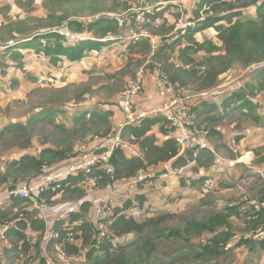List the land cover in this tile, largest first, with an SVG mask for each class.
I'll return each mask as SVG.
<instances>
[{
    "label": "trees",
    "instance_id": "obj_1",
    "mask_svg": "<svg viewBox=\"0 0 264 264\" xmlns=\"http://www.w3.org/2000/svg\"><path fill=\"white\" fill-rule=\"evenodd\" d=\"M34 1L27 0L30 5ZM81 2L84 3L85 0H43L48 15L38 17V20L46 23H39L35 27L29 24L31 17L21 15L16 18L12 16L7 22L0 23V30L8 35L7 39L6 36H0V42H3L0 46L4 47L3 54L7 55L5 60L0 59L1 70H27V56L31 52L39 59L49 58L53 65L82 64L91 51L97 55L103 48H108L117 41L124 45L123 50L129 61L134 58H138L140 62L148 61L145 66L147 69L152 72L160 69L179 91L189 87L195 89L197 94L192 95L189 102L198 118L199 127L205 122L209 125L220 123L226 117L240 112L244 115L253 113L255 124L264 129V0H199L195 3L194 17H187V21L194 23L187 24L176 32L180 13H175V16L165 14L176 7L175 0H142L141 5H138L139 10L132 9V0H111L112 6L103 8H94L93 2L90 6L96 12L94 15L78 14L81 11L76 5ZM23 5L24 0L0 1V14L7 17L14 6ZM252 7L255 8V16L248 14ZM69 10L74 11L70 14ZM119 10L128 11L127 17H121ZM63 20L67 22L64 25L66 28L87 32L88 39L73 44L66 43L67 37L55 28L63 25ZM128 21L136 28L135 32L139 35L137 38L122 36L121 31ZM145 31L147 34L141 35ZM207 31H211L214 36L199 37ZM154 41L157 43L156 47ZM237 66L256 68L250 73L249 80L243 79L237 87L240 88L238 91H231L220 102L205 96L218 89L222 76ZM139 104L141 107L150 106L140 101ZM54 108L34 114L26 122H8L1 128L0 139L9 137L6 149L17 151L3 161L4 166H0V189L38 180L46 173L45 167L60 169L77 163V141L99 134L101 131L96 125L99 123L104 127L102 121L104 118L110 120L112 114L109 112L106 115V111L92 106L75 111L71 126L53 121L54 132L46 135L39 147H33V128L39 122L52 121L48 119L54 113ZM119 111L121 121L123 114L120 109ZM208 130V138L220 132L217 126ZM177 134L176 128L165 117L147 116L139 123L125 126L123 137L128 138L134 151L127 154L125 141L122 146L117 147L109 162L111 171L95 163L91 165L89 172L79 169L55 181L56 188L43 192L38 202L44 200L51 203L59 193L67 198L80 200L86 194V180L89 178L100 186H126L129 191L134 190V193L118 200L111 215L113 240L105 242L99 249L91 247L95 242L96 227L91 218L90 200H80L81 208L78 211L49 216L48 224L59 233V237L53 238L50 244L63 241L69 233H73L76 242L67 243V251L71 255L79 254L84 245H88L91 249L87 252V264H131L128 259L129 251L125 255V250L130 247H134L132 251L137 252L136 264L147 261L157 249L154 240L165 237L167 228L161 226L162 223L176 216L172 211H155L149 203L152 192L157 187L164 186L171 178L178 179L182 187L200 190L208 176L198 174L207 170L215 159V151L211 148L181 151L176 140ZM62 135L66 137L63 138ZM242 136H236L235 142ZM218 146L226 145L219 143ZM32 147L34 150L30 152ZM236 155L240 156L242 152ZM232 156L236 158L235 155ZM165 163L168 164L166 169H158L154 176L144 181H135L140 169L150 172ZM176 167L178 173L161 178V174ZM258 180L264 183V180ZM177 194L179 197L184 196L182 192H176L173 198ZM253 198L264 200V189L260 197L251 196L249 192L242 193L237 201L211 214L206 220L194 217L188 219L183 229H172V237H185L183 240L187 239L189 244L196 243L197 249L216 261L232 248L228 244L237 232L233 228L236 220L238 225L235 227L241 225L244 227L241 229H252L257 231V235L260 234L259 231L264 233V229L259 230L264 227V208L253 210ZM32 202L27 198L11 199L0 212L5 222L12 223L8 235L13 236V246L3 247V256H10L15 251L17 256L20 252H27L28 244L21 242L25 237L24 232L45 229L46 220L38 217L35 211L26 209ZM206 204L213 203L210 200ZM193 238H197L198 243ZM258 238L263 239L257 241L240 236L236 246L253 244L257 249L264 250V235H259ZM37 247L39 246L35 248ZM141 251L145 252V259L141 258ZM39 258L40 264H45L44 256ZM185 258H191V255L179 254L172 263Z\"/></svg>",
    "mask_w": 264,
    "mask_h": 264
},
{
    "label": "rangeland",
    "instance_id": "obj_2",
    "mask_svg": "<svg viewBox=\"0 0 264 264\" xmlns=\"http://www.w3.org/2000/svg\"><path fill=\"white\" fill-rule=\"evenodd\" d=\"M7 1L12 2V0ZM198 1L199 0H175L174 3L176 7H174L171 12H165V14H168L169 16H171V14L175 16L177 13H180V19L176 22L177 29H175V32L183 28L187 22H191L187 21V17H194V9L196 7L195 3ZM93 2L94 8L112 6L111 0H85L84 3L81 2L76 5V7L81 11L78 14L94 15L96 12H94L90 6ZM141 2L142 0H132L134 7L132 9L139 10L138 5H141ZM73 11L74 10H69V13L71 14ZM119 11L121 12V17H127L128 11ZM248 14L255 16V8L252 7L248 10ZM20 15L22 17H31V19H29V24L31 27H35L39 23H46V21H39L38 17H46L48 15V10L43 6V0H35L33 5H30L27 0H24V5L22 7L14 6V8L8 12L7 17L0 14V23L4 21L7 22L12 16L16 18ZM172 19H174V17ZM62 22L63 25L55 26V28H58L62 34L66 31L71 32L70 36L63 34L68 39L66 43L73 44L77 41L88 39L87 36H89V34L87 32L77 31L76 28L68 29L66 28L67 26H64L67 22L65 20ZM171 22L173 23L174 21ZM191 23L193 24L194 22ZM130 25L132 24H130L129 21L127 25H124L125 28L121 31L122 36L133 38L134 35H138L137 32H135L136 28L133 27L134 25L128 27ZM17 27L21 28V26ZM4 32L5 31L0 30V36H6L5 39H7L8 35ZM205 35L207 37L214 36L211 31H207L199 37H205ZM120 44L121 43L115 41L108 48H103L97 55L91 51L82 64L70 65L68 63H59L58 65H53L50 63L51 61L49 58L39 59L33 54V52H31V54L27 56L29 61L27 64V70L10 69L8 72H4L0 68V131L4 124L8 122H26L28 118L34 114H41L44 110L55 107L54 113L51 115V118L48 119L52 121L39 122L36 128H33L32 130L34 142L33 147H39L40 141L46 135H51L54 132L52 125L53 121L67 123L71 126L75 111L92 106L98 110L106 111L104 112L106 115L109 112L112 113L110 120L107 121V119L104 118V121H102L104 127L99 123L96 125V128H100L101 131L98 135L103 136L104 132L110 131L111 128L116 125L121 116L117 106L120 91L129 85L132 79L138 75V71L141 68H144V74L146 75V78H148L146 80L147 82L144 83V96L140 97V102L147 105L157 104L158 100L156 98L158 97L153 95V87L151 89L149 88L150 82L148 81L151 80L150 78L154 80L155 74L145 67L148 64V61L140 62L138 58H134L132 61H129V58L123 50L125 49L124 45ZM154 44L157 45L155 41ZM3 48L4 47L0 46V59L5 60L7 55L3 54ZM255 68L256 66L248 69L242 66L235 67L222 76L220 83L217 86L218 89L205 94V96L210 97L211 100L217 99V102L221 101V99L227 96L231 91H238L237 89L240 88L237 87H239L243 79L247 78V80H249L251 78L250 73ZM153 85L155 84L153 83ZM175 87L177 89L176 85ZM177 93L186 97L187 100H190L192 95L197 94L193 87L185 88L181 91L177 89ZM252 114L253 113L244 115L240 114V112H236L234 115L226 117L220 123L209 125L205 122L203 125L206 127L208 124L209 128L219 126L222 129H227L226 127L229 126L230 128H236L234 131H240L238 130L239 128L247 131V127L252 128L257 126V124H255V120L252 119ZM59 133L62 132L59 131ZM62 137L64 138L66 136L62 135ZM8 139L9 137L7 136L0 139V166H2L3 161L6 158L17 151V149H6L9 144ZM124 141L125 149H127L129 154L132 153L133 147L128 141V138L125 137ZM207 141L210 144L211 149L216 153L213 164H211L207 170H203L207 174L208 179L203 183V186H200V190L195 191L188 189L185 191V195L183 194V197H179V194H177V196L173 198L176 192H178L176 190L179 186V182L175 178H171L168 180V183H165L164 186L161 185V188L154 191L152 194L150 200L152 202V208L155 209V211H172L176 213V216L174 219L162 223L161 226L167 228L165 230V237L154 240L157 248L156 251L147 261H144L141 264H155L158 262H165L169 264H217L218 262L219 264H264L262 263L264 261L263 253L257 254L255 257H251L248 253L238 252L236 248H233L231 252L222 254L216 260L218 262L214 260L212 261L203 253V251L197 249L195 246L197 245L196 243L191 242L189 244L186 242L187 239L183 240L185 237H172V229H183L186 221H189L188 219L192 217L197 218L198 220H206L216 211L223 210L224 208L221 207L229 204L231 200H235V198L239 197L242 193H245V188H250V183L245 180H241L233 187L234 190L239 193L238 195L237 193H231L226 198L225 193H221V188H224L222 185L227 182V179L225 175L219 176V174L225 171V167L219 166L216 168L215 163L216 160H219L218 157H222L224 159L229 158L231 152L225 146L220 148L217 144L221 141H227L224 137H209ZM33 147L30 149V152L34 150ZM234 148L237 149L238 145L235 144ZM263 148L264 146L262 143L260 141H256L254 147L255 151L252 150L254 154L252 152H248V154H246V157H248L245 159L251 160L254 155L251 162L258 163L261 158L260 153ZM61 164H63V162ZM187 168L191 169V166H188ZM250 176H252V173ZM221 177H223L222 182L220 181ZM214 184H217L218 187ZM259 185L262 187V183ZM91 199H93L92 195L85 194L80 200L88 201ZM80 200L67 198L63 193H59L57 196L53 197V201L51 203H46L42 200L41 208L43 210H48L50 213L59 211L61 213V210H63V213L78 211L81 208L79 203ZM209 200H214L212 205L206 204ZM39 203L40 202H35L32 205L39 206ZM27 207H29V205ZM235 226L236 224H233V228L239 231L242 235L244 232L241 228ZM7 239L9 240V237ZM8 240L0 239V246H6ZM192 240L196 242L199 241L197 238H193ZM133 248L134 247L127 248L125 250V255L129 251L128 259L130 260V263L136 264L137 252H133ZM255 251L259 250L255 249ZM2 252L3 249H0V264H15L13 262L17 259V254L14 261H10L8 260L6 254L5 256L2 255ZM182 253H188V255H191V258H185L183 261L172 263V260L177 257V255ZM140 254L141 258L145 259V252L141 251ZM197 254L200 256L197 257Z\"/></svg>",
    "mask_w": 264,
    "mask_h": 264
},
{
    "label": "built area",
    "instance_id": "obj_3",
    "mask_svg": "<svg viewBox=\"0 0 264 264\" xmlns=\"http://www.w3.org/2000/svg\"><path fill=\"white\" fill-rule=\"evenodd\" d=\"M187 24L192 23L187 22L184 26ZM70 33V31L63 32L67 36H70ZM143 34H147V32L145 31L141 35ZM138 36L134 35L133 38ZM144 73V68H141L138 71V75L118 95V107L123 114L121 121H118L103 136L96 134L77 141L76 150L78 152L77 159H79L77 163H72L70 166L60 169L45 167L46 173L38 180L0 189V212L11 199L27 198L38 202V198L43 192L56 188L55 181L61 180L79 169H85L86 172H89L92 164H100L101 168L111 171L112 167L109 162L115 149L123 145V130L125 126L139 123L142 118L147 116L165 117L176 128V133H178L176 140L181 151L211 148L207 141L208 128L203 124L201 128L198 126V118L193 113L189 100L177 93L175 84L160 69L155 71L153 80L155 84L153 85V95L158 97L156 98L158 103L149 107L140 106V97L144 96L145 91ZM176 173H178L177 167L164 172L160 176L161 178H167ZM154 175L155 172L140 169L136 174L135 181H144ZM257 176L264 180V169H258ZM94 181L92 178L86 180V194L93 196V199L90 200V211L96 227L95 242L91 247L99 249L105 242L113 240L111 215L118 202V193L115 189L114 192L103 194V187ZM251 203L255 211L264 208V200L262 198H253ZM45 220L46 227L44 230L33 229L26 231L25 237L21 242H26L32 247L39 246L45 258V264H70L73 256L68 253L66 246L67 243L76 242L75 236L73 233H69L65 240L50 244L53 238L59 237V233L48 224L46 218ZM11 227L12 223L5 222L0 215V239L8 240V231ZM0 249L3 248L0 246ZM17 261L23 264H32L34 258L30 253L23 251L18 254Z\"/></svg>",
    "mask_w": 264,
    "mask_h": 264
},
{
    "label": "crops",
    "instance_id": "obj_4",
    "mask_svg": "<svg viewBox=\"0 0 264 264\" xmlns=\"http://www.w3.org/2000/svg\"><path fill=\"white\" fill-rule=\"evenodd\" d=\"M153 73H155V72H153ZM147 78H146V75H145V83L147 82L146 81ZM150 79L151 80L148 81V82H150L149 88L151 89L153 87V80H152V78H150ZM214 100L217 101V99H214ZM221 111H223V109H221ZM217 127L220 129L219 130L220 132L215 133V135H213V136L211 135V137L220 136L222 138L224 137L225 139H227V141H221L219 143H224L226 145L225 147L227 149H229L230 152H231L230 157L227 158V159H224L222 157H218L217 156L219 158V160H217V162L215 163V167L216 168H218L219 166H224L225 167L224 168L225 171L219 174V176H224L225 175L226 179H227V182L223 183L224 185H222L224 188H221V190H220L221 193H225L226 198L231 193H234V194L237 193V195H238L239 193L236 190H234L233 187L236 185L237 182H239L241 180L242 181L245 180L248 183H250V185H251V186L249 185V187H250L249 189L245 188V192H249V194H251L253 196L260 197L261 196V191H262V189H264V183H262V187H260L259 184H261V182L258 180L259 177L257 176V170L258 169H264V148H263L262 152L260 153V157L263 160H261V158H260L258 163L251 162V160L254 158V155H253L251 160H246L245 158L248 157V156L246 157V154H248V152H252L253 153L252 150H254L256 141L257 142L260 141L262 143V145L264 146V129H262L259 126H256V127H252V128L251 127L250 128L247 127V129H246L247 131L241 130V128L238 129L240 131H234L236 129L234 127L230 128L229 126H227L226 127L227 129H222L219 126H217ZM241 134L243 136L240 138V140H237V142H235V138L237 139L236 136L241 135ZM219 143H217V144H219ZM235 144L238 145L237 149L234 148ZM221 147L222 146H220V148ZM231 149H233V152L231 151ZM133 151H134V147H133ZM133 151H132V153H133ZM126 152H127V154H129L127 149H126ZM240 152H242V155L237 156L236 154H238ZM232 155H235L236 158H232L233 157ZM69 161H71V160H69ZM2 166H4V164H2ZM167 167H168V164L165 163V164L159 165V166L151 169L150 172H155V171H158V169H162V168L166 169ZM251 173H252V176H250ZM202 175H207V174L202 170L198 174V176H202ZM222 179H223V177H221V179H220L221 182H222ZM176 180L179 182L178 179H176ZM214 185L218 187L217 184H214ZM160 188L161 187H157L156 189H154V191H157ZM185 188L186 187H182L180 182H179V186L177 187L176 191L182 192V194L185 195V191L188 190L187 188L186 189ZM115 189H116V192L118 193V195H117L118 200L120 198L127 197L129 194L132 195L134 193V190L129 191L126 186L112 188L109 185L105 186L103 188L102 192H103V194L104 193H111V192H114ZM191 190L197 191L199 189H191ZM154 191L152 192V194L154 193ZM152 194H151V196H152ZM151 196H150V199H151ZM239 197L235 198V200H231L230 203H232L234 201H237ZM211 201H212V203L214 202V200H211ZM35 202L36 201H33V203H35ZM40 203H42V202H40ZM149 203H150V206L152 207L151 200H149ZM32 204L30 203L29 207H27L26 209H28L30 211H35L38 217H40L41 219H45L46 218L48 221L50 219L49 216H58L60 214L66 213V212L63 213L62 212L63 210H61V213H60V211L59 212H55V213H50V212H48V210H43L41 208V204L39 206L32 205ZM225 206H223L221 208H224ZM233 224L238 225L237 220ZM238 227L242 228L243 226L239 225ZM263 229H264V227H262L259 230H263ZM241 230L244 232L242 235L240 234L239 231H237V230H236L237 232L235 231L236 234H235L234 238H232V240L228 244V245L232 246V248L229 251H227V252H231L233 250V248H236V250H238V252L248 253V255L251 256V257H255L257 254H262V253L264 254V250H259L258 249L260 252L259 251H255V249H257V247L255 245H253V244H251L249 246H247L245 244H243L241 246H238V247L236 246L237 241H238L240 236L245 237V238L251 237V238L256 239L257 241H258V239H263V238H258L259 235H264V233H262V231L261 232L259 231L258 233H260V234L257 235V231H254L252 229L247 230V231L245 229H241ZM12 237L13 236L10 235L9 240L6 243V246L2 245L1 248H3V247H12L13 246V242H12L13 238ZM14 241H16V240H14ZM89 250H90L89 246L88 245H84L81 253L72 254L73 257H72V261H71L70 264H87V252ZM27 252L30 253V255L34 258V262L32 264H40V258L39 257H42L43 254H42V251H41V249L39 247H37V249H36L35 247H32V246L28 245ZM16 254H17V252L15 251V252L11 253L10 256L8 255L7 256L8 260L14 261V259L16 258ZM13 263L20 264L17 261V259ZM262 263H264V261Z\"/></svg>",
    "mask_w": 264,
    "mask_h": 264
}]
</instances>
